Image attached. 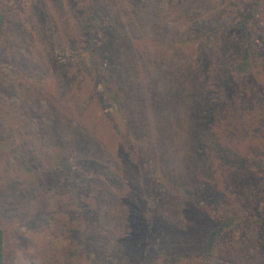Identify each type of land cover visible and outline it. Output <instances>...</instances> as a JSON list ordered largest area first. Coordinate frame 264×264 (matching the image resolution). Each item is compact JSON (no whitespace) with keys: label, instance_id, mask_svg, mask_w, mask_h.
Masks as SVG:
<instances>
[{"label":"rangeland","instance_id":"obj_1","mask_svg":"<svg viewBox=\"0 0 264 264\" xmlns=\"http://www.w3.org/2000/svg\"><path fill=\"white\" fill-rule=\"evenodd\" d=\"M245 1L0 0L7 264H198L206 224L264 179V6L234 85L241 17L213 28Z\"/></svg>","mask_w":264,"mask_h":264},{"label":"trees","instance_id":"obj_2","mask_svg":"<svg viewBox=\"0 0 264 264\" xmlns=\"http://www.w3.org/2000/svg\"><path fill=\"white\" fill-rule=\"evenodd\" d=\"M99 0L96 7H99ZM264 0H246L240 6L239 11H235L228 18L221 19L213 28L226 29L235 26L233 21L241 17L238 22L240 29L237 39V53L230 63L225 77L227 84H236L244 80L250 74L254 66V53L257 49V24L262 14ZM5 29V17L0 12V47ZM212 30V27L206 29V32ZM255 164L259 170L264 171V155L257 159ZM264 188V179L258 180L250 186L249 198L243 203H232L225 208V214L217 220L215 224H206L204 228V243L202 253L198 256V264H214L221 260L231 261L233 264H264V245L253 244V217L256 208L254 198L258 190ZM236 224H241L244 228L245 239L238 245L228 247L225 244V234ZM250 246L249 253H246V247ZM0 264H7V233L5 227L0 223Z\"/></svg>","mask_w":264,"mask_h":264}]
</instances>
